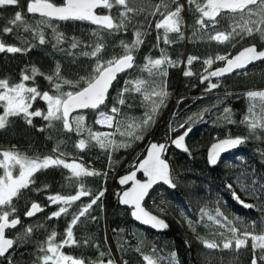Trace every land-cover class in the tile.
Masks as SVG:
<instances>
[{
    "label": "trees",
    "instance_id": "obj_1",
    "mask_svg": "<svg viewBox=\"0 0 264 264\" xmlns=\"http://www.w3.org/2000/svg\"><path fill=\"white\" fill-rule=\"evenodd\" d=\"M62 0H55L56 3ZM161 0H132V6L145 9V12L135 16L128 24L127 31L109 33L98 29L96 25L89 21L70 20L52 21V26L60 33L64 34L65 41L58 47H53L56 43L55 34L52 28L42 25L46 42L40 44L38 37L34 38L31 31H24L17 28L13 33H3L0 31V40L9 45L25 47L32 45L27 52L23 53H0V78L8 77L12 82H18L20 73L29 70L35 65L43 73L51 74L55 63L59 61L63 68V74L69 79H76L79 76H86L90 73L95 63V58L83 56L80 53L89 51L85 45L94 44L97 39H102L105 44L103 58L109 59L112 56L122 54L120 42L131 43L134 39V31L139 28L146 32L144 43L135 52L136 67L126 72L119 73L113 86L109 89V98L101 111L109 112L116 103L118 93L125 87V81L141 78L148 80L149 75L141 71L145 63V57L158 58L161 49L165 51L173 61L178 62L176 66L166 65L167 91L170 93L163 107L156 116V122L145 134V138L136 141L130 148H119L116 150L101 149L94 141L91 146L81 151L75 147L80 138H86L87 133L78 135L75 132H66L62 124L57 122L55 126L48 129L47 122L42 117H34L33 124L27 125L22 117L10 118V124L5 130H0V149H10L13 146L20 152L29 156L52 155L53 149L59 145V151L68 154L69 161L76 158L89 167L106 175L89 176L83 178L85 187L93 195L101 191L103 184L111 185L108 193L104 192L97 204L89 210L86 217L74 228V234L80 241L90 239V246L66 247L63 251L75 257H83L86 261H95L100 258L99 253L105 252V261L113 259L115 264H144L141 255L134 251L137 244L143 240V251L152 253L155 249V257H168L170 253L177 254L179 264H250V252L242 251L237 254L229 250L206 249L197 239L200 235L207 239L220 240L219 236L213 235L218 231H225L215 225L210 224L205 218L203 222L196 224V233H193L187 225V220L200 221V209L208 208L214 210L217 206L229 216L230 219L239 216L245 222L253 220L259 222L264 219V212L259 208L248 209L238 204L232 199L231 193L227 189V184H232L237 194L247 201V203L260 204L262 201L256 197L245 195L238 187L239 182L252 185L264 190V134L257 131L256 135L261 139L249 137V132L245 124L241 123L247 114L248 100L244 93L250 89L264 88V61L256 62L245 69L237 70L221 78H211V82L220 86L211 91H207L209 82H201L200 75L205 74L203 60L214 57L216 54L233 53L242 45L255 43L257 47L263 45L258 37H245L243 40H233L230 43L219 44L209 41L207 35L196 32L195 21L198 13L188 0H177L184 5L181 15L183 17L182 32L183 39H179L176 34H170L174 40L172 44H164L163 39L158 42L157 35L162 34V30L155 28V23L161 17L149 15L156 4ZM27 0H20V6H7L0 8V29L6 26L7 21L12 18L16 11H22L29 24L35 26L39 23L40 17L27 14L25 5ZM105 12L107 10H101ZM161 11H164L161 8ZM112 15H118V6L112 9ZM239 19V17H237ZM232 21L224 16L216 30H230ZM211 31V29L209 30ZM195 33V34H194ZM72 37L81 42V47L69 49ZM158 45V46H157ZM63 49V51L59 50ZM73 55H68V51ZM196 56L200 59L193 61L189 66L187 58ZM222 63L217 61L214 65ZM196 73L194 76L185 77L183 72L188 68ZM31 85V81L27 82ZM35 83L40 91L50 89L49 83L43 77H37ZM65 91L70 90L65 86ZM230 93V95H229ZM128 101L126 105H117L125 117L142 118L145 107L141 104V96L138 93L125 94ZM131 105L129 107L128 105ZM42 100L34 102L33 109L46 110ZM231 109V119L234 123H228L223 119L224 109ZM207 110V111H206ZM73 115H84L85 123L93 131L110 132L112 129L95 123L98 113L92 109L78 111ZM189 117H193L190 122L192 131L186 137L190 154L181 150H175L168 146L164 157L168 160L172 172L173 182L176 188L168 189L162 185H155L149 190V195L145 197L143 206L164 219L169 227L160 231H153L141 226L132 220L129 208L119 205L117 194L123 188L117 181V176L129 171L133 165L128 162L132 160L134 152L141 147L142 153L138 155L136 161L143 155L146 144L149 141H169V137L174 136L169 130V125L176 128L180 123H184ZM45 131H39L40 128ZM227 136L249 137L245 143L236 149L221 156L217 165L209 166L205 160L207 146L215 139ZM116 139L122 140L118 133ZM109 156L111 160H109ZM111 165V166H110ZM117 174L113 177V171ZM2 174V170H0ZM69 172L62 167L50 168L36 174V183L29 190H24L22 196L15 200L17 214L25 226L43 225V228H35L30 242L14 247L10 251L12 264H34L40 255L38 244L46 236L55 230L62 238L67 224L72 218V214L90 202L89 197H82L69 209L68 215L51 220L47 217L51 212L58 210L57 205H51L47 196L60 193L62 195L74 194L77 190V183L69 180ZM239 177V182L237 181ZM255 182V183H253ZM49 187L44 189V185ZM39 188L41 191H36ZM261 193H258L260 196ZM32 201L39 203L43 207V212L37 213L34 217H24V212ZM164 209L160 212V209ZM91 217H95L93 220ZM22 231L20 226L15 230H9L8 235L15 237ZM94 245H99L95 247ZM0 264H9L8 256L0 257ZM161 264H166L162 261Z\"/></svg>",
    "mask_w": 264,
    "mask_h": 264
},
{
    "label": "snow or ice",
    "instance_id": "obj_2",
    "mask_svg": "<svg viewBox=\"0 0 264 264\" xmlns=\"http://www.w3.org/2000/svg\"><path fill=\"white\" fill-rule=\"evenodd\" d=\"M190 5L194 6V10L198 13L195 21L197 26L196 32L207 35L209 41H215L219 44L230 43L233 40H243L245 37H258L259 41L264 43V0H188ZM7 6H20V0H0V8ZM118 6V15H112V9ZM161 8L164 11H161ZM100 10H107L104 14ZM184 5L177 0H161L156 4L153 11L149 13L151 16L159 14L161 17L155 23L157 30H162L161 35H157V41L161 38L164 44H172L174 40L170 38V34H176L179 39L184 38L182 32L183 17L181 15ZM27 14L39 16L41 19L35 26L29 24L25 19L22 11H16L11 19L7 21L0 31L3 33H13L17 28L24 31H31L34 38L38 37L40 44L46 42L44 29L42 25L52 28L55 34L56 43L53 47H58L64 43L65 37L63 33L58 32L53 26L52 21H70L80 20L89 21L97 26L98 29L105 30L109 33L127 31L128 24L135 16H139L145 12L143 8L132 6V0H62L56 3L55 0H27ZM227 16L232 24L230 30H216L220 23V19ZM239 17V19H237ZM211 29V31H209ZM195 34V33H194ZM134 39L131 43L125 41L120 42L123 52L120 55L112 56L109 59L103 58L105 44L102 39H97L94 44L85 45L89 51H83L80 54L95 58V63L91 71L86 76H79L76 79H69L63 74V68L59 61L55 63L51 74L43 73L35 65L31 66L30 71L24 70L20 73L18 82H12L8 77L0 78V130H5L10 124V118L22 117L27 125L33 124L34 117H42L47 122V128L51 129L57 122L62 124V128L66 132H75L78 135L87 133L86 138H80L75 147L81 151L91 146L92 141L101 149L116 150L119 148H130L136 141L145 138V134L150 130L156 122V116L159 111L166 106V100L170 93L166 88V81L163 79L167 76L166 65L176 66L178 62L173 61L163 49L158 58L150 56L145 57V63L141 71H145L149 75V79L136 78L134 80L125 81V87L118 93L116 103L111 107L109 112L101 111L102 106L106 105L109 98V89L116 81L117 75L136 67L135 52L144 43L146 32L139 28L135 29ZM32 45L25 47L9 45L0 40V53H23L27 52ZM158 46V45H157ZM81 47V42L72 37L69 43V49H77ZM63 51V49H59ZM68 51V55H73L72 51ZM200 59L196 56H189L187 64L191 66L193 61ZM223 62V67L213 65L217 62ZM264 61V48H257V44L252 43L247 47H243L235 55L231 53L216 54L214 57H208L203 60L205 65L204 73L200 75L201 82L208 81L207 91L218 88V83L211 82V78H221L236 70L245 69L249 65L256 62ZM185 77L196 75L189 67L183 72ZM43 77L50 85L49 90L40 91L39 86L35 83L37 77ZM31 81V85L29 82ZM65 86L70 90L65 91ZM138 93L141 96V104L145 107L142 118L125 117L118 119L123 115L120 107L117 105H126L128 101L125 94ZM230 95V93H229ZM248 100L247 114L243 117L241 123L245 124L249 137L261 139L257 136V131L264 134V88L250 89L244 93ZM42 100L46 104V110L39 108L33 109L34 102ZM131 107V105H128ZM92 109L98 113L95 123L104 125L110 132L93 131L85 123L84 115H73L78 111ZM207 111V110H206ZM224 117L228 123H234L231 119V109H224ZM193 117H189L184 123H180L174 128L169 125L170 132L182 130L179 135L169 137L170 143L177 149L190 154V150L185 143L186 137L192 131L190 122ZM46 128L42 127L39 131L43 132ZM117 133L126 139L117 140ZM249 137L244 136H227L224 139H218L214 142L208 151V163L217 165L222 153L246 142ZM168 149V143L151 142L147 148L146 156L139 161L134 171L120 177L119 183L127 185L131 182V186L120 194V203L131 206V215L143 224H147L154 229L164 230L169 227L167 222L159 215L144 208L143 202L145 197L149 195V190L158 183H164L171 188L177 185L173 182L172 168L164 153ZM68 154L59 151V145L53 149L52 155H35L29 156L24 152H20L13 146L10 149H0V257L8 256L9 264H12L10 251L14 247L28 243L35 231V228H43V225H27L25 226L21 217L17 214V208L14 201L19 199L24 190H29L36 183V174L46 171L50 168L62 167L67 169L69 176L67 179L74 180L77 183V190L74 194L62 195L55 193L47 196V200L51 205H57L58 210L51 212L47 219L59 218L62 215H68L72 205L80 201L82 197H89L90 202L83 205L78 212L72 214L70 222L64 230L61 239H57L60 235L52 230L43 241L38 244L40 255L34 264H115L113 259L105 261L103 257L105 252H100V258L95 261H86L83 257H75L66 254L63 249L66 247L90 246V239L80 241L74 234V228L86 217L89 210L97 201L104 196L101 190L97 194L88 190L83 178L89 176L106 175V173L98 172L90 169L83 162L72 158H67ZM109 160L111 157L109 156ZM111 166V165H110ZM137 172H142L145 180H138ZM239 177L237 181L239 182ZM255 183V182H253ZM49 186L44 185V189ZM231 193L232 199L244 208H259L264 212V190L252 185H246L243 182L238 183L241 191L251 197H256L262 201L260 204L246 203L245 200L237 194L232 184L226 185ZM36 191H41L37 188ZM258 193H261L258 196ZM43 207L32 201L30 207L24 212L26 217H34L37 213L43 212ZM164 209H160L163 212ZM210 222L206 227L215 225L225 231L213 233L219 236L220 240L207 239L200 235H196V239L206 248L211 250H229L237 254L242 251L250 252V264H264V219L259 224L253 220L245 222L239 216L232 219L226 215L219 206L214 210L208 208L200 209V221L187 220V225L193 233H196V224L204 220ZM95 220V217H91ZM20 226L22 231L15 237H9L7 232L15 230ZM143 240H141L134 251L139 253L144 264H179L177 254L172 252L168 257H155V249L152 253L143 251ZM99 247V245H94ZM123 264H127L124 261Z\"/></svg>",
    "mask_w": 264,
    "mask_h": 264
},
{
    "label": "water",
    "instance_id": "obj_3",
    "mask_svg": "<svg viewBox=\"0 0 264 264\" xmlns=\"http://www.w3.org/2000/svg\"><path fill=\"white\" fill-rule=\"evenodd\" d=\"M62 2V1H61ZM61 2H59V3H61ZM26 7H27V3H26V5H25V10H26ZM100 13L101 14H104V12H102L101 10H100ZM92 24V23H91ZM94 25V24H93ZM250 44H252V43H248V44H245V45H242L241 47H239L236 51H234L233 53H232V55H235L239 50H241L243 47H247V46H249ZM258 49H260V48H264V43H263V45L261 46V47H257ZM216 67H223V62L222 63H220V64H218V65H216V66H214L213 67V69L214 68H216ZM241 70V69H240ZM237 71V70H236ZM181 131L182 130H180L178 133H176L174 136H176V135H179L180 133H181ZM174 136H172V137H174ZM232 137H236V136H232ZM225 137H221V138H217V139H215V140H213L208 146H207V148H206V151H205V160H206V162H207V164L209 165V166H214V165H210L209 163H208V151H209V148H210V146L214 143V142H216L218 139H224ZM151 142H156V143H168V146H170L171 148H173V149H175V150H180V149H177L174 145H172L171 143H170V140L167 142V141H164V140H161V141H149L147 144H146V147H145V150H144V153H143V155L137 160V162L135 163V165L129 170V171H127V172H125V173H122L121 175H119L118 176V178H117V181H118V183H119V180H120V177H122V176H125V175H127V174H129L131 171H134L135 169H136V167L138 166V164H139V161L140 160H142L145 156H146V154H147V148H148V146H149V144L151 143ZM238 147V146H237ZM236 147V148H237ZM236 148H233V149H230V150H228L227 152H229V151H232V150H234V149H236ZM227 152H225V153H227ZM225 153H222V155H224ZM221 155V156H222ZM165 158V157H164ZM166 159V158H165ZM138 180H141V181H143V180H145L146 179V177H144V175H143V173L142 172H137V177H136ZM120 184V183H119ZM121 185V184H120ZM156 185H162L163 187H166V188H168V189H171V187L170 186H168V185H166V184H164V183H158V184H156ZM123 186V188L119 191V193H118V195H117V202L119 203V205H121V206H124V207H127V208H129V214H130V217L132 218V220L133 221H135L136 223H138L139 225H141V226H144V227H147V228H149V229H151V230H153V231H160V230H157V229H154V228H152L151 226H149V225H147V224H143V223H141L140 221H138V220H136L135 218H133V216L131 215V212H132V207L131 206H127V205H123V204H121L120 203V194H122L123 193V191H125V190H127V188H129L130 186H131V182H129L127 185H122ZM155 186V185H154ZM28 207H30V205L28 206ZM145 208V207H144ZM146 209V208H145ZM27 210V209H26ZM148 210V209H147ZM148 211H150V210H148ZM150 212H152V211H150ZM153 213V212H152ZM153 214H155V213H153ZM155 215H157V214H155ZM24 217H26V216H24ZM26 218H29V217H26ZM7 235H8V232H7ZM9 236V235H8ZM10 237V236H9Z\"/></svg>",
    "mask_w": 264,
    "mask_h": 264
},
{
    "label": "rangeland",
    "instance_id": "obj_4",
    "mask_svg": "<svg viewBox=\"0 0 264 264\" xmlns=\"http://www.w3.org/2000/svg\"><path fill=\"white\" fill-rule=\"evenodd\" d=\"M43 103H44V105H46L45 104V102L43 101ZM46 107V106H45ZM46 109V108H45ZM98 118V117H97ZM106 127V126H105ZM168 142V141H167ZM141 153H142V149H141V147H139L135 152H134V155H133V158H132V160H130L129 162H128V164L129 165H134L137 161H136V158H137V156L138 155H141ZM241 199H243V198H241ZM244 200V199H243ZM245 202L247 203V201L245 200Z\"/></svg>",
    "mask_w": 264,
    "mask_h": 264
},
{
    "label": "built area",
    "instance_id": "obj_5",
    "mask_svg": "<svg viewBox=\"0 0 264 264\" xmlns=\"http://www.w3.org/2000/svg\"><path fill=\"white\" fill-rule=\"evenodd\" d=\"M116 173H117V170H114V171H113V175H112V177H113ZM110 185H111V181H109L108 186H106L105 184H103L102 187H101V190H103L105 193H108Z\"/></svg>",
    "mask_w": 264,
    "mask_h": 264
}]
</instances>
